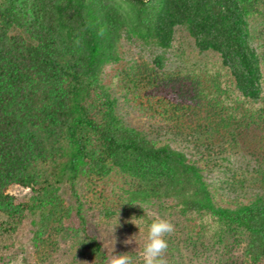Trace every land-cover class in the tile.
I'll use <instances>...</instances> for the list:
<instances>
[{
	"label": "trees",
	"instance_id": "obj_1",
	"mask_svg": "<svg viewBox=\"0 0 264 264\" xmlns=\"http://www.w3.org/2000/svg\"><path fill=\"white\" fill-rule=\"evenodd\" d=\"M179 26L217 56L212 86L166 69L163 53L125 68V100L210 153L253 147L264 182V0H0V239L37 215V264L63 246L68 264H105L112 240L142 264L146 221L162 217L174 225L165 264H185L183 235H211L226 264H264V194L222 205L207 169L125 121L102 78L125 41L165 51Z\"/></svg>",
	"mask_w": 264,
	"mask_h": 264
},
{
	"label": "rangeland",
	"instance_id": "obj_2",
	"mask_svg": "<svg viewBox=\"0 0 264 264\" xmlns=\"http://www.w3.org/2000/svg\"><path fill=\"white\" fill-rule=\"evenodd\" d=\"M124 50L123 61L119 64L107 65L102 78L113 87L117 95L121 96L122 100L118 111L125 121L143 128L153 137L169 140L174 147L184 150L189 157L197 159L200 165L207 169L208 180L218 188L220 195L217 199L222 205L225 204L226 200H234L237 197H245L243 202L247 204L252 201L251 198L256 193L264 194V182L256 172V166L259 164L256 162L255 156L250 153L253 147L229 148L222 153L216 149L210 153L207 147L201 144V141L196 137L175 136L163 124L141 118L124 98V89L128 90L130 84L132 85L131 80L125 74L128 69L125 68L134 62L140 63L147 60L152 63L154 56L164 53L166 69L182 72L191 76V80L208 87L212 85L206 81L207 77H213L221 69L220 66L214 64L218 60L217 56L211 52H201L197 48L195 40L180 26L177 27L172 47L165 51L153 46H143L128 41H125ZM222 73H225V70H222ZM225 80L226 78L223 79V81ZM139 87L142 93L152 89L147 82ZM10 191L19 200L28 199L31 192L29 189L20 186H14ZM38 221L39 216H30L19 228L18 233L0 239V264H37L32 238L34 231L38 228ZM92 226L93 232L99 233L95 220H93ZM182 238L180 244L185 264H226L227 256L221 247L214 245L211 235L206 236L197 246L191 243L186 244L184 235ZM122 243V240L104 243L109 257L111 253L115 254ZM73 256L74 254L67 251L66 247L63 246L52 261L47 264H68L72 261Z\"/></svg>",
	"mask_w": 264,
	"mask_h": 264
},
{
	"label": "clouds",
	"instance_id": "obj_3",
	"mask_svg": "<svg viewBox=\"0 0 264 264\" xmlns=\"http://www.w3.org/2000/svg\"><path fill=\"white\" fill-rule=\"evenodd\" d=\"M146 224L147 235L139 253L142 264H165L164 254L169 246L166 236L174 231V225L170 220L162 217L153 218L150 222L146 221ZM133 259L128 253H111V256L106 258L105 264H133Z\"/></svg>",
	"mask_w": 264,
	"mask_h": 264
}]
</instances>
